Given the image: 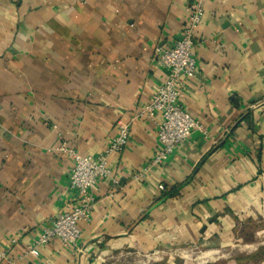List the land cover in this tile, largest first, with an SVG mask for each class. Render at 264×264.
Returning a JSON list of instances; mask_svg holds the SVG:
<instances>
[{"label": "crops", "instance_id": "1", "mask_svg": "<svg viewBox=\"0 0 264 264\" xmlns=\"http://www.w3.org/2000/svg\"><path fill=\"white\" fill-rule=\"evenodd\" d=\"M189 1L0 0V264H34L26 250L72 198L59 143L97 154L119 122H130L108 159L119 186L97 183L77 243L40 247L48 264H165L170 251L264 244V0H205L180 103L206 131L132 179L160 117L130 119L167 75L155 48L180 36Z\"/></svg>", "mask_w": 264, "mask_h": 264}, {"label": "built area", "instance_id": "2", "mask_svg": "<svg viewBox=\"0 0 264 264\" xmlns=\"http://www.w3.org/2000/svg\"><path fill=\"white\" fill-rule=\"evenodd\" d=\"M205 0H190L185 6L186 20L181 34L171 46H156L158 63L167 69V75L161 84L151 94L143 107L132 116L130 121L138 117L155 119L157 122L156 147L151 160L142 170L132 175L133 181H141L151 168L162 165L172 154L174 148L187 140L193 131L205 132L206 128L183 108L180 99L183 96L187 80L197 73V63L193 50L197 45L195 30L200 25L204 15ZM130 137V122H119L115 135L107 146L97 154H82L68 147L64 142L59 143L57 150L66 153L72 159V167L68 185L72 198L64 202L60 212L52 222L44 226L28 247L25 254L34 258V264H48L40 256V247L57 240L62 245H75L81 236L78 223L91 219L95 203L93 192L97 183L109 179L119 186V180L114 175L108 159L112 154L122 152ZM159 189H164L162 184ZM16 239H12L15 242ZM7 259L5 250L0 249V261Z\"/></svg>", "mask_w": 264, "mask_h": 264}, {"label": "rangeland", "instance_id": "3", "mask_svg": "<svg viewBox=\"0 0 264 264\" xmlns=\"http://www.w3.org/2000/svg\"><path fill=\"white\" fill-rule=\"evenodd\" d=\"M207 249L210 248L190 249L188 252L183 253V257H181V251H176L175 254L170 251L168 255L166 254V257H163L162 262L165 264H261L264 262V244L252 253L246 248H242V246H234L226 250L218 249L226 253V257L213 255L198 258L201 252Z\"/></svg>", "mask_w": 264, "mask_h": 264}, {"label": "bare ground", "instance_id": "4", "mask_svg": "<svg viewBox=\"0 0 264 264\" xmlns=\"http://www.w3.org/2000/svg\"><path fill=\"white\" fill-rule=\"evenodd\" d=\"M225 254L226 253H223L218 249H209V250L202 251L201 254L198 256V258L213 256V255L224 256Z\"/></svg>", "mask_w": 264, "mask_h": 264}, {"label": "water", "instance_id": "5", "mask_svg": "<svg viewBox=\"0 0 264 264\" xmlns=\"http://www.w3.org/2000/svg\"><path fill=\"white\" fill-rule=\"evenodd\" d=\"M261 264H264V262H262Z\"/></svg>", "mask_w": 264, "mask_h": 264}]
</instances>
